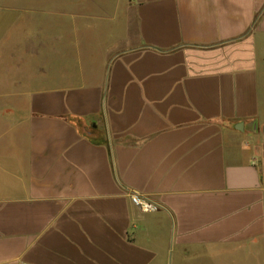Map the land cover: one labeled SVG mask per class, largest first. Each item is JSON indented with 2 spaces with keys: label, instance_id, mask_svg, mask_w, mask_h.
Returning <instances> with one entry per match:
<instances>
[{
  "label": "crops",
  "instance_id": "1",
  "mask_svg": "<svg viewBox=\"0 0 264 264\" xmlns=\"http://www.w3.org/2000/svg\"><path fill=\"white\" fill-rule=\"evenodd\" d=\"M63 5L0 51L76 69L0 75V264H264V0Z\"/></svg>",
  "mask_w": 264,
  "mask_h": 264
},
{
  "label": "rangeland",
  "instance_id": "2",
  "mask_svg": "<svg viewBox=\"0 0 264 264\" xmlns=\"http://www.w3.org/2000/svg\"><path fill=\"white\" fill-rule=\"evenodd\" d=\"M113 1L114 0H80L82 4L93 12L99 9L101 3L110 5ZM5 5H15L16 8L22 10V14L21 19L17 18L15 22H13L15 19H12L10 22L7 20V22H5L7 24L0 26V51L2 48L10 49L11 45L13 46L14 44L13 41H20L21 36L26 32L31 33V31L35 32L34 30H37L39 32L37 34L38 36L41 30L52 33L59 28L60 31L64 32L65 29L68 33L70 30L68 27L64 28V24L68 25L69 20L74 19L72 16L66 17L60 13L64 6L63 0H6ZM20 9H18L19 15ZM30 10H32L31 13ZM30 15H32V19L34 20L31 21ZM11 18H13V16ZM79 19L84 20L83 18ZM44 47L43 45V48ZM45 54V49L41 52L39 50L38 55L41 56V58L21 60L20 62L17 60L0 59V75L5 74V76H7V74L11 72L13 78L19 79L22 77L24 83L28 82L30 79L34 80L36 74L40 79L47 71L53 74V77H61V74H57L56 71H61L63 66L64 68L66 67L65 70H68L70 74L76 73V69L72 66L67 67V65L64 64L65 61L47 60L44 58ZM19 63L21 64V70L18 68ZM4 79L6 80L8 78ZM25 94V91H22V99ZM17 95V92L0 91V105L9 104V102L12 103L14 99H18Z\"/></svg>",
  "mask_w": 264,
  "mask_h": 264
},
{
  "label": "built area",
  "instance_id": "3",
  "mask_svg": "<svg viewBox=\"0 0 264 264\" xmlns=\"http://www.w3.org/2000/svg\"><path fill=\"white\" fill-rule=\"evenodd\" d=\"M131 200L133 205L143 213H153L160 209L159 205L139 195H133Z\"/></svg>",
  "mask_w": 264,
  "mask_h": 264
}]
</instances>
